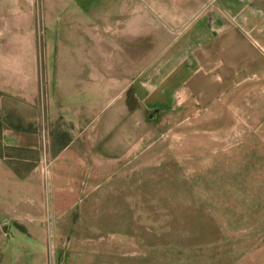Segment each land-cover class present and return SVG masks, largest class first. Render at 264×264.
<instances>
[{"label": "rangeland", "instance_id": "obj_1", "mask_svg": "<svg viewBox=\"0 0 264 264\" xmlns=\"http://www.w3.org/2000/svg\"><path fill=\"white\" fill-rule=\"evenodd\" d=\"M31 1L40 108L0 99V264H264V94H133L103 69L105 0Z\"/></svg>", "mask_w": 264, "mask_h": 264}, {"label": "crops", "instance_id": "obj_2", "mask_svg": "<svg viewBox=\"0 0 264 264\" xmlns=\"http://www.w3.org/2000/svg\"><path fill=\"white\" fill-rule=\"evenodd\" d=\"M30 1L0 0V99L18 103L30 86L35 94L28 100L39 109V47L30 34L15 36L28 27ZM98 9L107 13L113 42L103 69L122 77L133 94L174 93L184 85L234 97L264 94V0H105ZM94 38L103 43L99 32ZM9 125H3L4 141L25 146L26 137ZM11 250L14 264H42L43 258Z\"/></svg>", "mask_w": 264, "mask_h": 264}]
</instances>
